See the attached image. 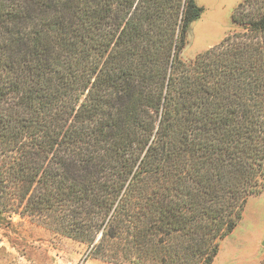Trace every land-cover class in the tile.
Returning <instances> with one entry per match:
<instances>
[{"label": "trees", "instance_id": "trees-1", "mask_svg": "<svg viewBox=\"0 0 264 264\" xmlns=\"http://www.w3.org/2000/svg\"><path fill=\"white\" fill-rule=\"evenodd\" d=\"M201 13L0 0V215L101 234L98 251L124 239L116 255L134 264H212L264 185V6L237 9L248 32L188 65Z\"/></svg>", "mask_w": 264, "mask_h": 264}, {"label": "rangeland", "instance_id": "rangeland-1", "mask_svg": "<svg viewBox=\"0 0 264 264\" xmlns=\"http://www.w3.org/2000/svg\"><path fill=\"white\" fill-rule=\"evenodd\" d=\"M250 1L196 0L202 13L190 24L181 59L193 65L199 54L219 45L227 36L248 32V25L234 21L233 15L237 9L244 15L253 7L264 6V0ZM51 224L54 220H37L21 213L0 215V264H134L124 253L116 255L118 246L126 243L124 239H111L106 252L98 251L94 245L101 234L89 245L55 230ZM212 264H264V185L261 193L248 198L242 218L221 240Z\"/></svg>", "mask_w": 264, "mask_h": 264}]
</instances>
